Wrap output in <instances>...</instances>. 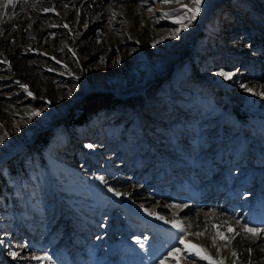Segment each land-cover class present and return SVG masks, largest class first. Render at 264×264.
I'll return each mask as SVG.
<instances>
[{
    "label": "rangeland",
    "instance_id": "rangeland-1",
    "mask_svg": "<svg viewBox=\"0 0 264 264\" xmlns=\"http://www.w3.org/2000/svg\"><path fill=\"white\" fill-rule=\"evenodd\" d=\"M205 1L0 0V264H264V0Z\"/></svg>",
    "mask_w": 264,
    "mask_h": 264
},
{
    "label": "snow or ice",
    "instance_id": "snow-or-ice-1",
    "mask_svg": "<svg viewBox=\"0 0 264 264\" xmlns=\"http://www.w3.org/2000/svg\"><path fill=\"white\" fill-rule=\"evenodd\" d=\"M26 2V0H25ZM163 3L168 4L173 2V0H162ZM175 3H179L181 4V9L182 12H179L176 14V18L173 20V23L179 24L181 27L177 28L173 34V36L171 37L172 39H178L180 36V32L187 29L188 27H190L196 20L197 18L200 16L201 13V5L204 3V0H189L188 4H183L181 2V0H174ZM13 0H6V3L4 4V7L7 8L8 5L12 4ZM45 11H52V9H45ZM164 15H168V13H165ZM63 27H68L67 25H63ZM153 47H155V44H153ZM119 62V61H117ZM217 75L222 76L225 80L231 79L232 77V73H228V72H218ZM26 90V89H25ZM29 95H31V93H29ZM262 98H264V95H262ZM33 116H39L40 112L39 111H35L32 113ZM3 143V140L0 139V144ZM85 147L87 148H92L93 145H85ZM103 182V180H102ZM109 192H113L114 195L116 196H120L121 193L119 192H114L113 188L109 187L108 188ZM159 218V217H157ZM173 227H179L178 224H173ZM245 233H249L254 237H261L264 236V230L259 229V228H249V227H245L244 229ZM181 231H183V229H181ZM229 231H232V229L230 228ZM197 235H203V233H197ZM217 236H219L221 239H223V236L217 232ZM181 244H184L185 241L184 239L180 240ZM213 244L215 245V238L213 239ZM192 248H196L197 246L192 245ZM180 249L179 248H175L173 249L171 252H169L168 256L171 257L172 259H176L177 260V264H179V254H180ZM249 252H251V249H249ZM191 254V253H190ZM10 255L12 256L13 259H17L19 257V253L12 251L10 253ZM195 255L198 256L200 259L202 260H207L209 262V264H216L215 261H213L212 257H210L209 255H207L206 250L204 249H199L195 252ZM33 259H41V257L39 256H34L32 257ZM44 259H47V257H44ZM161 264H163V261H161ZM220 264H222V262H220Z\"/></svg>",
    "mask_w": 264,
    "mask_h": 264
},
{
    "label": "trees",
    "instance_id": "trees-1",
    "mask_svg": "<svg viewBox=\"0 0 264 264\" xmlns=\"http://www.w3.org/2000/svg\"><path fill=\"white\" fill-rule=\"evenodd\" d=\"M109 100L110 103H114L115 101L116 102L120 101L114 99L108 92L92 93L87 95V97L83 99L82 102L83 104L81 105V110H80L81 112L78 114V116L75 117V119H79V117H81L83 114L90 112L89 110H91L92 107L106 105V103H108ZM0 181H1V177H0Z\"/></svg>",
    "mask_w": 264,
    "mask_h": 264
},
{
    "label": "bare ground",
    "instance_id": "bare-ground-1",
    "mask_svg": "<svg viewBox=\"0 0 264 264\" xmlns=\"http://www.w3.org/2000/svg\"><path fill=\"white\" fill-rule=\"evenodd\" d=\"M205 1V0H204ZM215 2H217V0H208V1H205V6L207 7V8H211V7H213V5L215 4ZM1 160V159H0ZM1 162V161H0ZM156 208V207H155ZM177 210H179V209H175V210H173L172 209V211H171V213H173L172 214V216L174 215H177ZM205 244H206V242H205V240L204 239H202V245H203V247H205ZM211 252L212 253H214V251H212L211 250ZM226 253V251H224V253L223 254H225Z\"/></svg>",
    "mask_w": 264,
    "mask_h": 264
}]
</instances>
